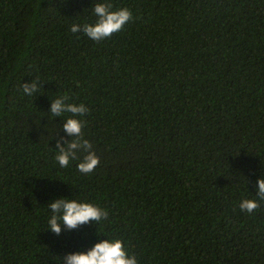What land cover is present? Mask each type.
Here are the masks:
<instances>
[{
  "label": "trees",
  "instance_id": "obj_1",
  "mask_svg": "<svg viewBox=\"0 0 264 264\" xmlns=\"http://www.w3.org/2000/svg\"><path fill=\"white\" fill-rule=\"evenodd\" d=\"M97 3L132 12L99 42L82 31ZM262 178L264 0H0V264H64L105 238L138 264H264ZM60 200L108 216L57 234Z\"/></svg>",
  "mask_w": 264,
  "mask_h": 264
},
{
  "label": "clouds",
  "instance_id": "obj_2",
  "mask_svg": "<svg viewBox=\"0 0 264 264\" xmlns=\"http://www.w3.org/2000/svg\"><path fill=\"white\" fill-rule=\"evenodd\" d=\"M94 13L97 20L94 24H84L83 34L93 41H101L110 37L113 33L119 32L126 23L132 19V12L128 8H118L113 10L111 5L97 3L94 5ZM72 33L81 31L80 27L73 25L70 29ZM36 92L35 85L23 87V94L32 96ZM50 110L59 115L62 111H68L74 114L83 115L88 109L84 104L78 106H65L61 100H56L51 104ZM82 123L80 120L69 118L63 124V129L69 136H78L81 132ZM85 149H91L92 145L88 140L83 141ZM80 147L76 143L68 145L69 149ZM69 151L61 149L55 155V159L61 168L69 165ZM99 163V158L94 152L89 151L78 165V171L81 173H90ZM256 191L259 196H264V178L257 180ZM258 202L255 199H243L239 203L241 211L251 213L258 208ZM53 215L47 219V227L55 233L60 232L61 224L67 228H76L80 224L89 221H100L108 216L107 211L97 207L92 203L74 200H60L49 205ZM64 264H138L134 255H130L124 243L120 239L105 238L94 244L85 253H74L65 257Z\"/></svg>",
  "mask_w": 264,
  "mask_h": 264
}]
</instances>
